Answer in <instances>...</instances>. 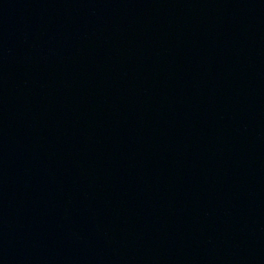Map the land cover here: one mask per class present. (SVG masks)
I'll return each mask as SVG.
<instances>
[{
    "label": "water",
    "instance_id": "95a60500",
    "mask_svg": "<svg viewBox=\"0 0 264 264\" xmlns=\"http://www.w3.org/2000/svg\"><path fill=\"white\" fill-rule=\"evenodd\" d=\"M0 264H264V0H0Z\"/></svg>",
    "mask_w": 264,
    "mask_h": 264
}]
</instances>
